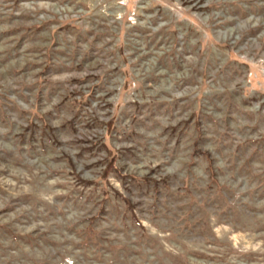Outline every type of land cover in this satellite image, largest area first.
<instances>
[{
    "label": "rangeland",
    "instance_id": "obj_1",
    "mask_svg": "<svg viewBox=\"0 0 264 264\" xmlns=\"http://www.w3.org/2000/svg\"><path fill=\"white\" fill-rule=\"evenodd\" d=\"M0 264H264V0H0Z\"/></svg>",
    "mask_w": 264,
    "mask_h": 264
}]
</instances>
